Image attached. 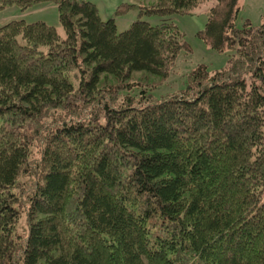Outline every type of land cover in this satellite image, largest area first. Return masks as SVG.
<instances>
[{"label": "trees", "instance_id": "trees-1", "mask_svg": "<svg viewBox=\"0 0 264 264\" xmlns=\"http://www.w3.org/2000/svg\"><path fill=\"white\" fill-rule=\"evenodd\" d=\"M48 3L62 34L0 25V264H264V17L236 26L238 0H217L198 34L227 65L156 101L130 80L188 48L171 19L117 32L84 0L0 9Z\"/></svg>", "mask_w": 264, "mask_h": 264}, {"label": "rangeland", "instance_id": "rangeland-1", "mask_svg": "<svg viewBox=\"0 0 264 264\" xmlns=\"http://www.w3.org/2000/svg\"><path fill=\"white\" fill-rule=\"evenodd\" d=\"M84 1L94 3L101 19L112 18L117 32L128 29L130 23L136 19L147 21L152 25L162 20L171 19L178 31L184 36L188 48L181 49L177 53L173 63L168 66L167 76L164 79L160 80L157 76L139 72L131 76L130 82L134 85L133 90L135 92L139 87L158 84L150 91L152 100L157 101L169 97L171 94L184 90L188 84L191 85L192 83L189 82L190 75L198 67H204L209 74L214 73L224 68L231 57V50L216 51L205 43L198 34L203 29L210 8L217 6V0H200L186 13L161 16L139 14L140 7H149L154 4V0ZM121 4H127L129 7L124 12L117 13V7ZM238 5L240 9L235 20L236 26H241L245 20H248L253 26L260 25L263 22L264 0H238ZM48 6H52V4H39L24 13L20 12L15 5L0 9V25L11 19H23L26 23L43 21L54 26L58 33L62 34L56 7L53 9ZM140 84L142 86H139Z\"/></svg>", "mask_w": 264, "mask_h": 264}, {"label": "crops", "instance_id": "crops-1", "mask_svg": "<svg viewBox=\"0 0 264 264\" xmlns=\"http://www.w3.org/2000/svg\"><path fill=\"white\" fill-rule=\"evenodd\" d=\"M54 9V7H56L54 4H52V6H48ZM43 8H45V6H43Z\"/></svg>", "mask_w": 264, "mask_h": 264}]
</instances>
